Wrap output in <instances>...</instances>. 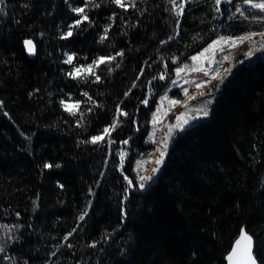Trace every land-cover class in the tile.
<instances>
[{"label": "trees", "instance_id": "1", "mask_svg": "<svg viewBox=\"0 0 264 264\" xmlns=\"http://www.w3.org/2000/svg\"><path fill=\"white\" fill-rule=\"evenodd\" d=\"M130 2L94 0L67 39L85 0L0 4V264H227L241 229L264 264V59L240 62L145 189L135 171L176 69L243 0H177L180 16L169 0ZM101 56L115 59L69 75ZM62 100L84 103L71 114Z\"/></svg>", "mask_w": 264, "mask_h": 264}, {"label": "rangeland", "instance_id": "2", "mask_svg": "<svg viewBox=\"0 0 264 264\" xmlns=\"http://www.w3.org/2000/svg\"><path fill=\"white\" fill-rule=\"evenodd\" d=\"M237 7L241 12L236 10ZM236 9L217 35L176 69L170 86L159 97L146 138V142L154 149L146 158L138 161L135 167L138 187L143 184L145 189L158 176L175 134L205 118L201 109L206 108L210 114L219 92L240 62L249 63L264 59V47H261L264 45V36L259 35L264 32V11L243 2H240ZM250 33L256 35L244 42L238 39ZM250 51L251 56L247 55ZM178 69L182 71L178 73ZM171 100L180 103L173 105ZM181 124L182 128L177 127ZM165 141L166 154L161 158L159 150L164 148ZM157 159H162L163 162L157 164ZM154 168L157 169L156 172L152 171ZM141 176L150 179L141 180Z\"/></svg>", "mask_w": 264, "mask_h": 264}, {"label": "snow or ice", "instance_id": "3", "mask_svg": "<svg viewBox=\"0 0 264 264\" xmlns=\"http://www.w3.org/2000/svg\"><path fill=\"white\" fill-rule=\"evenodd\" d=\"M113 3H115L118 7H121V8H125L126 9V4H125V0H112ZM169 2L171 4H173L174 6H176L177 8V11H176V14L177 16H180L183 14V11H184V8H183V4H180V5H177V0H169ZM185 3L188 2V0H184ZM216 2V5H217V10H219V5L221 4L222 0H215ZM5 3V0H0V4H4ZM243 3L244 4H247V5H250L252 6L253 8H256V9H259L261 11H264V0H260V2H256V0H243ZM89 4H94V0H85V3L82 7H75L72 9V11L74 13H76L78 16H80V19H77L73 22L72 25H69V30L64 33L63 37L62 38H69L73 35V31L72 29L79 26L80 24H82L84 21H89V17L88 15L85 13V9L88 7ZM95 7H99L100 5L99 4H94ZM130 6L135 8L136 7V4H135V0H131L130 2ZM238 12H241V9L239 7H237L236 9ZM243 14V13H241ZM107 32H108V27L105 28V34L103 36H101V40H104L107 38ZM253 35H256V33H250L248 34L247 36H243V37H240L238 38L241 42H244L245 40H249L251 39V37ZM259 35L261 36H264V32H261L259 33ZM24 44L29 52V54H34L35 53V46L33 44V41L32 40H25L24 41ZM261 47H264V45H261ZM117 56H122L123 53L122 52H118L116 53ZM247 55L251 56L252 55V52H248ZM74 57L73 56H68V59L65 61V63H72ZM115 57H104V56H101L99 57L97 60H94L91 64L87 65V66H80V67H76L74 69L73 72H70L69 75L72 76L73 78H80V74L82 72V69L84 72H87L89 75H93V72H92V68L93 66L95 67H99L100 64H105V63H108L112 60H114ZM193 59H196V57H193ZM117 67H119V65H117ZM111 71V69H109ZM179 71H182V69H178L177 72L179 73ZM161 79H163V76L161 77ZM95 80L96 81H99L100 80V76L96 75L95 76ZM133 87H135V85H133ZM82 95H84L85 97H88V100L90 101L92 98L88 96V93L85 92V93H82ZM125 95H128V93H125ZM167 98V97H165ZM84 103L83 101H75L73 104H68L66 103L65 101H61V104L65 107V110L66 111H69L71 114H76V112L79 111L80 109V105ZM143 103H147V101H143ZM170 103H172L173 105L175 104H178L180 103V101H177V100H171ZM88 111H91V109H88ZM117 111H121L119 108L117 109ZM202 112V115L203 116H207L209 113H208V110L206 108L204 109H201L200 110ZM121 114L122 115H127L126 112H122L121 111ZM187 121L185 120L184 121V124H186ZM115 123L113 125H110L109 128H115ZM177 127L179 128H182L183 125H177ZM109 128H105L103 130L104 133H109ZM171 131V130H170ZM103 139V136H94L91 138V141L93 143L99 141ZM124 143H127V141H124ZM166 148H167V142L165 141V144H164V148L159 150L160 151V157L162 158L165 154H166ZM157 164H161L163 162L162 159H157L155 161ZM45 167L46 168H51L52 165L51 164H45ZM56 167H59V165H56ZM153 172H156L157 169H152ZM141 180H146V179H150V177H144V176H141L140 177ZM129 184H131V181H129ZM139 187L141 189L144 188V185L143 184H140ZM126 215V213H125ZM84 217L81 216L80 219H83ZM69 235H71V233H69ZM65 239H67V237H65ZM243 240H246L249 242V247L247 249V260L245 261V264H257V261L255 259V257L252 255V247H251V244H252V237L249 236L246 231L244 229H241V235H240V238L236 240L235 242V246L233 248V251L229 254V256L227 257V259L231 262L232 261V258L233 256L235 255L236 253V249L240 246L241 244V241ZM70 246V245H69ZM92 246H95V245H92ZM5 251V248L3 245H0V253H3Z\"/></svg>", "mask_w": 264, "mask_h": 264}, {"label": "water", "instance_id": "4", "mask_svg": "<svg viewBox=\"0 0 264 264\" xmlns=\"http://www.w3.org/2000/svg\"><path fill=\"white\" fill-rule=\"evenodd\" d=\"M30 55H33V54H30ZM245 230V229H244ZM246 231V230H245ZM246 233L251 236L247 231ZM241 235V233H240ZM240 235L238 236L237 239L240 238ZM252 237V236H251ZM236 239V240H237ZM236 242V241H235ZM235 242L231 248V250L229 251L227 257L229 256V254L233 251V248L235 246ZM249 247V242L246 241V240H243L241 241V244L240 246L236 249V253L235 255L233 256L232 258V261L230 262L227 257H226V261H227V264H245V261L247 260V249ZM251 247H252V255L255 257L256 261H257V264H260L259 261L257 260L255 254H254V239L252 237V244H251Z\"/></svg>", "mask_w": 264, "mask_h": 264}]
</instances>
